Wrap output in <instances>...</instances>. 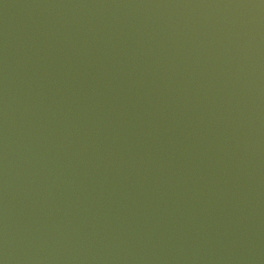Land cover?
<instances>
[{
	"label": "water",
	"instance_id": "95a60500",
	"mask_svg": "<svg viewBox=\"0 0 264 264\" xmlns=\"http://www.w3.org/2000/svg\"><path fill=\"white\" fill-rule=\"evenodd\" d=\"M0 264H264V0H0Z\"/></svg>",
	"mask_w": 264,
	"mask_h": 264
}]
</instances>
